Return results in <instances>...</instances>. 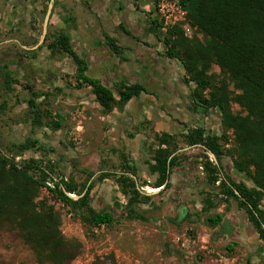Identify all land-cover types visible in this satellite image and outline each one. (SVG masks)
Segmentation results:
<instances>
[{"label": "trees", "instance_id": "obj_1", "mask_svg": "<svg viewBox=\"0 0 264 264\" xmlns=\"http://www.w3.org/2000/svg\"><path fill=\"white\" fill-rule=\"evenodd\" d=\"M187 11V17L202 38H188L179 27L167 30V55L183 64L185 80L193 83L192 104L204 114L219 108L222 132L207 133L203 127L190 130L185 142L190 146H201L200 163L206 180L212 188L204 193L202 210L210 213L217 209L218 202L236 201L264 242V0H179ZM110 47L117 51L113 39L108 38ZM71 56L77 65V79L81 84L91 86L96 101L103 110L112 111L115 104L125 105L139 96L145 88L141 84L121 85L116 99L111 89L99 80L85 75L83 60L74 51L65 34L54 37L48 45ZM220 69L222 77L215 79L213 66ZM10 86L12 81H7ZM36 97L45 96L34 94ZM34 114L32 123L36 127L49 124L53 129L63 127L62 121L44 122L43 114L31 101ZM233 105L239 111L233 110ZM50 114V112H49ZM229 132L233 138L230 139ZM152 174L157 179L151 185L169 188L173 169L186 156L176 154L179 149L176 135L163 133L156 136ZM230 147H226L227 144ZM39 140L28 138L17 146L14 155L38 148ZM207 152L217 158L227 155L232 158L236 172L246 180L232 182L220 179V167L210 160ZM120 175L104 173L99 179L114 176L120 192L126 197L124 212L128 219L146 220L138 210L141 204H149L152 196L141 191L148 183L141 184L136 168L125 163ZM54 178L53 170L37 159L15 161L0 149V229L9 227L17 231L22 240L33 250L39 264H70L81 253L82 244L76 239L66 238L61 230V217L46 200L36 201L47 179ZM93 185L80 188L69 176H62L56 182L51 194L69 207L72 213L90 226L111 225L116 215L113 211L96 210L91 204ZM68 193H76L72 198ZM188 218V214L183 220ZM207 220L218 226L223 215H209ZM248 264H251L248 261Z\"/></svg>", "mask_w": 264, "mask_h": 264}, {"label": "crops", "instance_id": "obj_2", "mask_svg": "<svg viewBox=\"0 0 264 264\" xmlns=\"http://www.w3.org/2000/svg\"><path fill=\"white\" fill-rule=\"evenodd\" d=\"M44 2L0 0V46H6L14 55L13 60L0 62V89L7 92L10 89L7 81L16 78L21 85L33 86L35 91H50L55 119L65 126L56 131L43 127L35 134L41 145L62 147L77 120L76 127L83 130L82 137L86 139L84 146L95 137L101 141L99 160L102 153L114 152L125 158L124 154L129 151L135 160L140 146L154 142L163 133L178 138L179 133L186 135L197 127L205 128L210 134L222 132L215 110L204 114L192 104L194 85L185 80L181 61L167 55V29L157 17L154 0H48V8L43 13ZM13 32L17 33L16 37L12 36ZM61 33L69 37L74 51L86 65L85 75L111 89L116 99L121 85L141 84L145 90L123 106L115 104L106 113L96 101L91 86L78 81L74 59L49 48L54 37ZM108 38L113 39L117 51L110 47ZM44 98L41 96V100ZM18 127L22 132V125ZM202 149L186 143L179 145L176 154L184 153L187 157L173 169L169 188L165 185L156 188L157 192L167 191V200L179 204L181 210L185 209V215L193 203L202 204L206 191L219 185L209 184L200 169L201 158L197 155L205 153ZM214 161L220 167V179L246 180L235 171L231 157L223 155ZM72 171L70 167L69 172ZM152 175L157 179V174ZM111 189L112 185L105 181L99 192L103 197H110ZM225 206L217 208V213L223 215V231L230 241L250 255L262 253L263 241L245 211L232 202L231 213L224 215ZM255 262L261 264L258 256Z\"/></svg>", "mask_w": 264, "mask_h": 264}, {"label": "rangeland", "instance_id": "obj_3", "mask_svg": "<svg viewBox=\"0 0 264 264\" xmlns=\"http://www.w3.org/2000/svg\"><path fill=\"white\" fill-rule=\"evenodd\" d=\"M47 1L43 3V13H46L48 8ZM195 35L202 38L196 30L192 38ZM12 36L16 37L17 33L13 32ZM0 47V62L14 58L12 50L7 51L3 45ZM211 73L216 80L222 77L216 65L213 66ZM11 81L7 92L0 89V149L3 154L13 156L15 161L27 159L42 161L53 170L54 177L69 176L80 188L93 185L91 191L93 208L100 211L111 210L116 215L111 225L90 226L74 215L69 207L58 201L55 196L45 193L44 188H41L36 201L46 200L53 206L61 217L63 235L82 244L80 255L70 264H248V261L256 264L257 256L261 264H264V251L258 255H250L243 247L230 241L223 231V222L216 227L210 224L207 218L209 215H215L217 209L207 213L202 210V204L193 203L187 210L188 218L183 220L185 214L181 215L179 204L167 200V191L148 192L156 180V176L150 172V165L154 150L158 146L157 140L147 142L136 149L135 160L130 156L129 149V152L124 154L125 158L112 152L102 153V160H99L98 154L103 149L101 141L95 137L84 146L86 139L82 137L83 130L76 127L77 120L71 125L75 128L69 129V140L62 147H47L39 143L38 148L14 155L17 146L28 138H36L35 134L43 127L54 130L48 123L42 127H36L32 123L34 114L31 111V101L39 107L44 122L57 120L49 98L53 95L50 91H35L33 86L21 85L16 78ZM40 93L46 94L43 100L41 96L34 95ZM233 110L239 111V107L233 105ZM18 125H22V132ZM229 135L232 139L233 134ZM75 136L77 140H74ZM177 136L178 146L186 143L184 134L179 133ZM117 149L121 151L120 147ZM82 151L85 153L81 154ZM128 162L138 171L135 179L141 184L150 185L141 188L143 193H151L152 196L149 204H141L138 207L146 217L144 221L128 219L125 216L123 207L127 199L120 189L118 190L114 176L106 180L99 179L102 170L118 175L123 170V164ZM70 167L73 168L72 172H69ZM105 181L112 185L110 197H103L99 192ZM114 186L117 187L116 190L113 189ZM232 202L237 204L234 200ZM231 204L218 202L217 208L226 205L224 215H228L231 213ZM262 245L264 246V242ZM0 264L39 263L33 250L22 240L20 234L5 227L0 229Z\"/></svg>", "mask_w": 264, "mask_h": 264}, {"label": "built area", "instance_id": "obj_4", "mask_svg": "<svg viewBox=\"0 0 264 264\" xmlns=\"http://www.w3.org/2000/svg\"><path fill=\"white\" fill-rule=\"evenodd\" d=\"M154 8L158 19L162 25L168 30L173 27H179L184 32V35L188 38H192L196 27H194L187 17V11L181 5L179 0H154ZM79 130V128H78ZM232 135V132H229ZM77 140V137H74ZM229 147V143L226 145ZM19 160V157L17 158ZM210 160L214 163V159L210 157ZM19 162V161H16ZM203 170V166H200ZM62 177H54L52 179H47L44 183L45 193H51V190L56 189V182ZM218 184L220 183L217 182ZM72 198H78L76 193H68Z\"/></svg>", "mask_w": 264, "mask_h": 264}, {"label": "water", "instance_id": "obj_5", "mask_svg": "<svg viewBox=\"0 0 264 264\" xmlns=\"http://www.w3.org/2000/svg\"><path fill=\"white\" fill-rule=\"evenodd\" d=\"M214 110L216 111L217 114H219V108L218 107H216ZM209 154L211 155V157L216 159L215 155L212 152H209ZM146 194L150 195L151 193H146ZM184 213H185V209H182L181 215H183Z\"/></svg>", "mask_w": 264, "mask_h": 264}, {"label": "bare ground", "instance_id": "obj_6", "mask_svg": "<svg viewBox=\"0 0 264 264\" xmlns=\"http://www.w3.org/2000/svg\"><path fill=\"white\" fill-rule=\"evenodd\" d=\"M157 191H158V189H156V188L150 190L151 193H154V192H157ZM148 192H149V191H148Z\"/></svg>", "mask_w": 264, "mask_h": 264}]
</instances>
